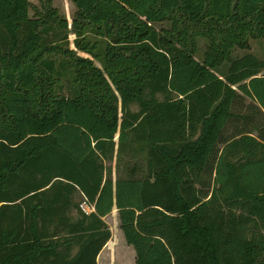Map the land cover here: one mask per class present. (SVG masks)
<instances>
[{
	"label": "trees",
	"instance_id": "16d2710c",
	"mask_svg": "<svg viewBox=\"0 0 264 264\" xmlns=\"http://www.w3.org/2000/svg\"><path fill=\"white\" fill-rule=\"evenodd\" d=\"M71 2L0 0V264H264V0Z\"/></svg>",
	"mask_w": 264,
	"mask_h": 264
},
{
	"label": "rangeland",
	"instance_id": "374dc122",
	"mask_svg": "<svg viewBox=\"0 0 264 264\" xmlns=\"http://www.w3.org/2000/svg\"><path fill=\"white\" fill-rule=\"evenodd\" d=\"M33 4L35 5H39V0H30ZM54 5L59 9V11L64 14L68 20V22H71V15L72 12L74 10V4L71 2V0H54ZM33 10L30 9V13L32 14ZM74 34L73 33H69V39L70 41L72 40ZM248 42H249V47H239V46H235L233 49V54L235 56L241 55L245 52H253L254 54H256L258 57L263 58L264 57V38H256L253 36H249L248 37ZM209 44V41L205 38H201L200 40V49L199 52L197 54V58L202 59L203 54L205 49L207 48ZM70 47L74 48V45L72 42H70ZM80 54L82 55H87V53L83 52V51H78ZM95 63L97 65H101L100 62L98 60H95ZM253 100L245 97L243 99H241L237 105L235 106V111L240 112V113H246L251 111L250 104H252ZM131 108L133 110H137L138 106L136 104H133L131 106ZM252 119H249V123L251 122ZM245 123L243 122L242 119H238L236 121H234V123L232 124V126L229 127V130H233L235 127H239L242 128ZM252 126V124L250 125ZM137 162L139 163V167H138V173L141 174L144 172V160H143V156L138 153L137 154ZM104 221L107 223V225L109 226L110 230H111V234H113V238H112V242L109 244V246H105L103 248V250L101 251L100 255H99V260L97 261V264H120L125 258L128 259L130 254L127 252L128 248L129 250H132L133 253H135V251H133L132 247L130 245H128L124 239H123V235L121 233V230L118 227V220H117V211L115 209V211H113L112 213H109L105 218ZM118 234L121 235V243L119 244L117 236ZM108 245V244H107ZM124 264H127V262H124Z\"/></svg>",
	"mask_w": 264,
	"mask_h": 264
},
{
	"label": "crops",
	"instance_id": "0c3cea01",
	"mask_svg": "<svg viewBox=\"0 0 264 264\" xmlns=\"http://www.w3.org/2000/svg\"><path fill=\"white\" fill-rule=\"evenodd\" d=\"M113 211H115V208L112 209L111 213H112ZM106 216H107V215H106ZM106 216H105V217H106ZM105 217H104V218H105ZM121 233H122V232H121ZM112 238H113V234H111V237H110V239L107 241V243L110 242V241H112ZM120 238H121V235L118 234L117 239H118L119 244L121 243L120 241H122V240H121L122 238H121V239H120ZM123 239H124V238H123ZM124 241H125V240H124ZM122 242H123V241H122ZM107 243H106V244H107ZM106 244L104 245V247L106 246ZM104 247H103V248H104ZM103 248L100 250V252L103 250ZM132 249H133V248H132ZM133 251H135V250H133ZM100 252H99V253H100ZM127 252L130 254L129 258H128V259L125 258L120 264H124V262H127V264H136V262H135L136 253H133L132 250H129V248H128ZM98 260H99V259H98ZM96 262H97V258H96Z\"/></svg>",
	"mask_w": 264,
	"mask_h": 264
},
{
	"label": "built area",
	"instance_id": "2783aa9c",
	"mask_svg": "<svg viewBox=\"0 0 264 264\" xmlns=\"http://www.w3.org/2000/svg\"><path fill=\"white\" fill-rule=\"evenodd\" d=\"M80 207L85 211V212H90L92 211V207L88 206L85 202H83L82 204H80Z\"/></svg>",
	"mask_w": 264,
	"mask_h": 264
}]
</instances>
